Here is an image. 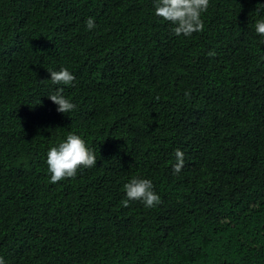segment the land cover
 <instances>
[{
	"label": "trees",
	"instance_id": "1",
	"mask_svg": "<svg viewBox=\"0 0 264 264\" xmlns=\"http://www.w3.org/2000/svg\"><path fill=\"white\" fill-rule=\"evenodd\" d=\"M255 4L211 0L203 31L186 38L153 17L152 0H0V56L16 68L0 75L8 264H264ZM61 65L77 77L68 114L47 97V69ZM70 130L96 165L49 183L44 152ZM175 149L184 165L173 174ZM132 175L152 179L157 206L121 205Z\"/></svg>",
	"mask_w": 264,
	"mask_h": 264
},
{
	"label": "clouds",
	"instance_id": "2",
	"mask_svg": "<svg viewBox=\"0 0 264 264\" xmlns=\"http://www.w3.org/2000/svg\"><path fill=\"white\" fill-rule=\"evenodd\" d=\"M210 3L211 0H152V15L159 21L168 23L172 35L187 38L193 33L203 31L202 15L208 11ZM253 14L252 31L257 35L261 45L264 44V0H256ZM85 28L89 31L97 28L92 16L86 18ZM207 54L213 56L215 52L210 49ZM14 66L15 64H8L5 57L0 56V75L4 79L2 72L9 73L12 68L14 71L16 70ZM47 72L49 74L47 80L51 88L47 97L55 105V110L62 114L74 112L77 105L65 94V89L75 85L77 81L75 74L63 65L49 68ZM174 157L175 162L171 168L173 174H176L184 165V153L180 149H175ZM96 160V151L86 142L84 135L71 130L52 142L43 155L48 181L52 184L66 178H75L79 171L94 167ZM122 189L124 195L120 203L125 207L131 201H138L144 208L150 209L157 206L161 200L152 179L147 176H130L123 183ZM159 232L156 228L148 231L149 239L155 241ZM137 240L141 241L138 237ZM0 264H8L2 255H0Z\"/></svg>",
	"mask_w": 264,
	"mask_h": 264
}]
</instances>
